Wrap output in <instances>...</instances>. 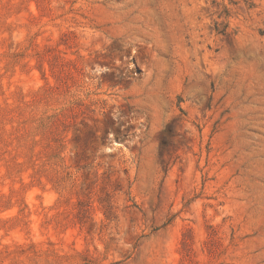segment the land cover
Here are the masks:
<instances>
[{
  "label": "rangeland",
  "instance_id": "1",
  "mask_svg": "<svg viewBox=\"0 0 264 264\" xmlns=\"http://www.w3.org/2000/svg\"><path fill=\"white\" fill-rule=\"evenodd\" d=\"M0 264H264V0H0Z\"/></svg>",
  "mask_w": 264,
  "mask_h": 264
}]
</instances>
